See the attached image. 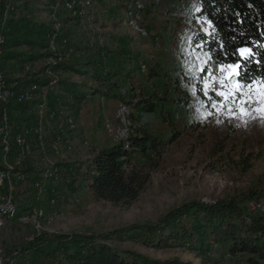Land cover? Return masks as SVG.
<instances>
[{
	"label": "rangeland",
	"instance_id": "obj_1",
	"mask_svg": "<svg viewBox=\"0 0 264 264\" xmlns=\"http://www.w3.org/2000/svg\"><path fill=\"white\" fill-rule=\"evenodd\" d=\"M168 1L163 0L159 6L147 1L139 20V25L148 32L147 36H143L130 23L126 7L114 6V0H98L95 5L90 0H78L77 7L81 9L64 12L58 5H54L47 12L32 15L38 23H46L55 30L49 41L56 38L59 43L62 57L58 63H70L78 70L89 72L122 60L127 69L135 65L141 68L145 61L157 62L168 71L169 79H177L183 87L191 91L194 101L190 108L182 110L176 116L174 126L163 123L159 114L140 121L154 135L169 136L176 129L181 136L173 144L162 148L159 155L155 154L151 162L145 159L137 161L136 165L149 173L150 181L139 199L131 205L99 201L85 182L63 185L53 180L47 183L43 194L30 182L15 184L17 197L24 206L35 196L41 198L37 205L45 209L46 213L42 221L43 235L106 237L135 225L156 224L171 211L186 204L203 202L215 205L220 201L235 200L240 202L241 198L264 191V123L259 118L249 119L245 126L239 119H229L230 114L226 110L219 116L220 123H217L215 115L203 121L200 119L202 115L215 110L211 108L210 102L204 101L203 95H193V88L197 85L202 87V82L198 78H190L187 71L194 54L189 48L188 38L191 37L192 30L206 28L207 24L195 17L188 19L173 15L169 11L171 6ZM179 1L175 0L172 6ZM102 2L105 4L101 5ZM17 3L18 0H8L5 18ZM34 3L37 7H43L45 2L34 0ZM33 41L37 44L32 48L21 47L17 51L31 54L45 52V48L42 50L39 47L38 40ZM3 70L8 79L17 81V85L19 81L23 83L36 77H55L92 85L87 73L82 75L78 71L69 70L49 74L43 60L29 61L27 64L8 61ZM186 83L190 84L187 86ZM152 85L153 82L137 73L120 82L121 90L118 93L122 94L123 90L130 91V96L125 100L131 104L149 95ZM97 87L103 92L109 90L108 86ZM51 91L57 97L53 100L54 104H61V113L65 117L74 116L75 127L72 131H64L62 155L57 156L51 150V143L56 136V121L45 118L42 120L39 114L29 110L28 117L32 119L28 118L29 121L26 122L33 127L42 128L48 143L46 151H42L36 147L35 137L30 136L33 154L20 167L24 172L36 169L39 174L40 169L45 167L46 158L56 164L76 159L86 160L90 154L111 144L104 125L107 119L113 118L118 101L99 95L78 103L67 100L57 90ZM244 91L247 93L248 89ZM252 98L258 99L255 91ZM215 100L219 101L220 98ZM68 104L73 105L64 110ZM250 107L255 109L260 105ZM49 112L54 111L52 109ZM250 115L258 117L254 110ZM26 122L23 123L25 131L28 130ZM68 145L72 150L68 149ZM14 158L10 155L8 162L13 164ZM0 164L5 167L1 142ZM52 198L57 199L54 207L50 206ZM250 202L252 201L246 204V208ZM29 232L31 228L21 227L18 222L9 226L3 233V248L8 253H19L27 245ZM109 244L120 250L137 251L162 262L181 260L191 264H246L240 256L232 258L223 255L218 246H214L215 253L203 256L183 247H143L130 240H121L118 236H113ZM25 257L19 255V264H33L30 256Z\"/></svg>",
	"mask_w": 264,
	"mask_h": 264
},
{
	"label": "trees",
	"instance_id": "obj_2",
	"mask_svg": "<svg viewBox=\"0 0 264 264\" xmlns=\"http://www.w3.org/2000/svg\"><path fill=\"white\" fill-rule=\"evenodd\" d=\"M42 1L45 2L44 6L37 7L34 0H18V3L11 8L7 18H5V12L8 0L3 1L0 8V35L5 37V42L0 62L1 71L4 72L5 63L8 61L27 64L29 61H45L50 56L49 40L55 30L46 23H38L32 15L42 11L47 12L48 8L54 5H58L61 11H68L67 4L71 2L75 3L74 9H81L77 7L78 0ZM196 1L198 7L194 17L202 21H204V17H207L215 26V35H207L195 29L191 31V37L199 42H205V49L210 50L215 61L222 64L235 63L239 59L235 51L236 48L243 46L252 48L259 64L248 65L251 76L264 77V0ZM90 2L95 5L98 0H90ZM168 2L172 7L175 0ZM104 4L101 3V5ZM113 5L127 9L126 0H114ZM211 31L209 29V32ZM33 40H38L39 47H42V50L45 48V52L31 54L17 51L21 47L32 48L37 44ZM217 41L224 43L225 50H220ZM44 43L47 44L44 46ZM145 64H147V73L142 72L139 65L127 69L124 60L89 72L78 70L70 63H59L52 67V71L58 73L75 70L82 75L85 73L89 75L92 85L59 79L52 88L63 94L67 100H74L78 103H83L89 97L99 95L116 101H126L125 98L130 96V91L127 97L119 94L120 82L137 73H140L149 82H153L149 95L131 103L134 105L132 118L140 124L136 136L132 139V150L128 151L123 145L116 144L111 140V144L90 154L86 160L59 162L56 164L60 169L58 183L74 185L85 182L97 200L114 205H131L139 199L150 181V175L136 165L137 161L145 159L151 162L155 154L159 155L162 148L173 144L181 136L180 131L176 129L169 136L154 135L140 121L159 114L163 118V123L174 126L176 116L194 104L191 91L183 87L184 85L177 79H169L170 75L164 66L152 61H145ZM6 79L10 85H15L16 91L28 88L32 84L46 86L51 80L47 77H36L23 83L19 81L17 85V81L13 82L7 76ZM245 79L247 80L248 77ZM186 84L188 86L190 83ZM97 86H108L109 90L103 92ZM195 88L197 89L196 93L202 96V87L197 85ZM212 96L213 99L217 98L214 94ZM203 98L204 101L210 102L206 97L203 96ZM55 99L57 97L50 91L49 106L57 114L54 122L60 116H66L60 111L61 104L58 102L54 104L53 100ZM72 105L68 104L64 110ZM36 106L37 102L19 103L13 101L11 103L9 114L12 123H14V133L25 131L23 123L32 119L28 117V112L29 110L35 112ZM67 116L74 118L72 115ZM1 120L0 108V123ZM26 128L34 129L36 127L27 123ZM33 136L35 137L34 134ZM15 152L16 146L14 145L11 158L14 157ZM4 168L0 164V170ZM42 170L40 169L39 174L36 169L25 171L28 174V180L25 183L30 182L34 187V182L41 180ZM5 191V187H0V193ZM19 200L16 194L19 215H22L30 211L39 199L35 196L31 202H27L26 206ZM263 200L264 191L241 198V203L239 200V203L237 200L220 201L215 205L203 202L190 203L171 211L156 224L135 225L106 237L42 235L33 243L26 242L27 245L20 250L19 255L20 257L30 256L33 264H191L181 260L162 262L134 250H120L109 244L113 236H118L121 240H130L143 247L157 249L183 247L203 256L215 253L214 246H218L222 249L223 255L232 258L240 256L246 264H264V213L251 212L246 208L249 201ZM16 222L18 221H14L7 228Z\"/></svg>",
	"mask_w": 264,
	"mask_h": 264
},
{
	"label": "built area",
	"instance_id": "obj_3",
	"mask_svg": "<svg viewBox=\"0 0 264 264\" xmlns=\"http://www.w3.org/2000/svg\"><path fill=\"white\" fill-rule=\"evenodd\" d=\"M127 1V18L130 23L138 29L143 36H147L148 32L145 28L139 25L142 11L147 6V1L153 2V5L159 6L163 0H126ZM75 3L67 4L68 10L74 11ZM198 7L196 0H180L177 4L169 8L173 15L183 18L194 17L195 11ZM5 37L0 35V62L2 58L3 44ZM50 56L45 60L46 72L49 74H56L52 71V67L58 65V60H61L62 54L59 53V43L56 38L49 43ZM142 72L147 71V64L141 66ZM59 78H51L50 83L46 86L39 84H32L28 88L16 91L15 85H10L6 79L3 71L0 70V108L2 120L0 123V142L4 154L5 168L0 170V187H5L6 192L0 193V264H19V253H8L2 246V237L8 225L14 221H18L23 227L31 228L26 241L28 243L35 242L43 235L42 221L45 217V209L40 205L35 204L32 209L22 215H19V207L16 201L15 184L25 183L28 180V174L20 167H23L26 161L33 154V146L30 143V136L35 135L36 147L42 151H46L47 141L43 135L42 128L28 129L23 133H14V123H12L9 107L13 101L19 103L37 102L35 109L36 114L42 120L45 118L48 121L55 120L56 112H49V95L51 89L58 83ZM124 97L129 95V91L123 90ZM134 113V105L126 101L118 100L117 109L112 119L105 121V131L107 136L116 144L123 145V147L130 151L133 146V138L137 134L139 123L132 118ZM46 121V122H48ZM75 127V119L72 117L60 116L56 121L55 138L51 143L52 152L60 156L62 155V145L64 144V131ZM14 145L16 152L14 154V163L8 162V157L14 152ZM68 149L72 147L68 145ZM45 153V152H44ZM45 167L41 174V180L34 182V187L39 190L40 194L46 191L47 183L50 181H58L60 179V169L56 163L50 159H45ZM40 201V197L38 198ZM57 204V199L50 200V206L54 207ZM248 209L255 213H264L263 201H252L248 205Z\"/></svg>",
	"mask_w": 264,
	"mask_h": 264
},
{
	"label": "snow or ice",
	"instance_id": "obj_4",
	"mask_svg": "<svg viewBox=\"0 0 264 264\" xmlns=\"http://www.w3.org/2000/svg\"><path fill=\"white\" fill-rule=\"evenodd\" d=\"M204 22L207 27H201L200 31L207 35H215L214 24L207 17H204ZM209 29L212 31L209 32ZM188 43L194 54L187 71L190 78H198L202 82L203 96L210 101L211 108L215 110L207 112L200 119L203 121L215 115L217 123H220L219 116L226 110L230 114L229 119H239L245 126L249 119L259 118L264 123V77H252L248 68V65L252 63L259 64V61L255 59L253 49L247 46L238 47L235 51L239 59L235 63L222 64L217 63L212 52L205 49V42L189 37ZM217 43L221 51L225 50L226 46L222 41H217ZM245 77L248 79L246 80ZM245 89H248L247 93ZM253 91L258 99L252 98ZM192 92L195 96V87ZM210 93H214L215 97H219L220 100L213 99ZM255 104H259L260 107L252 109L250 106ZM253 110L258 113V117L250 115Z\"/></svg>",
	"mask_w": 264,
	"mask_h": 264
},
{
	"label": "water",
	"instance_id": "obj_5",
	"mask_svg": "<svg viewBox=\"0 0 264 264\" xmlns=\"http://www.w3.org/2000/svg\"><path fill=\"white\" fill-rule=\"evenodd\" d=\"M2 2H3V0H0V8H1V5H2Z\"/></svg>",
	"mask_w": 264,
	"mask_h": 264
}]
</instances>
